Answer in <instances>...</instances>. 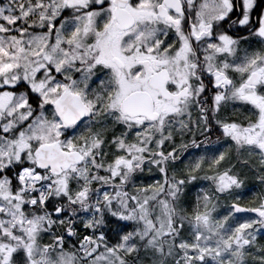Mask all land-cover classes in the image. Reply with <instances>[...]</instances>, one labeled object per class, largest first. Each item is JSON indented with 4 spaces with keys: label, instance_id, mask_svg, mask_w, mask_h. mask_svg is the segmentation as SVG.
I'll use <instances>...</instances> for the list:
<instances>
[{
    "label": "snow or ice",
    "instance_id": "snow-or-ice-1",
    "mask_svg": "<svg viewBox=\"0 0 264 264\" xmlns=\"http://www.w3.org/2000/svg\"><path fill=\"white\" fill-rule=\"evenodd\" d=\"M0 264H264V0H0Z\"/></svg>",
    "mask_w": 264,
    "mask_h": 264
}]
</instances>
